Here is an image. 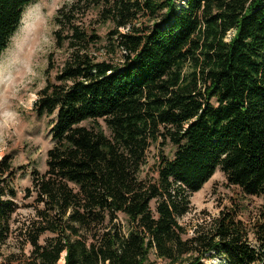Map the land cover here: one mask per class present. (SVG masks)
Returning a JSON list of instances; mask_svg holds the SVG:
<instances>
[{
	"label": "trees",
	"instance_id": "trees-1",
	"mask_svg": "<svg viewBox=\"0 0 264 264\" xmlns=\"http://www.w3.org/2000/svg\"><path fill=\"white\" fill-rule=\"evenodd\" d=\"M34 1L0 0V57ZM54 21L69 55L35 102L57 114L47 169L25 189L34 215L16 220L0 161V253L19 242L1 264H264V0H71ZM158 143L176 150L154 176ZM219 168L263 203L248 221L234 197L189 235L180 219Z\"/></svg>",
	"mask_w": 264,
	"mask_h": 264
},
{
	"label": "rangeland",
	"instance_id": "rangeland-1",
	"mask_svg": "<svg viewBox=\"0 0 264 264\" xmlns=\"http://www.w3.org/2000/svg\"><path fill=\"white\" fill-rule=\"evenodd\" d=\"M69 1L71 0H35L26 7L20 27L10 38L0 57V161L9 155L14 166V184L18 190V209L14 214L16 220H25L34 215L31 205L33 197L26 198L25 189L32 184L34 170L44 172L47 169V152L52 146L51 129L57 114L38 115L35 102L48 79L55 80L69 55L67 46H57L54 35L57 28L55 14ZM179 1L180 4L185 2ZM96 19L97 11L92 10L86 22ZM107 32L108 25L99 27L102 43L106 42ZM120 55L119 53L116 61ZM161 148L159 143L150 148L144 173L157 176L162 152L168 157L174 156L176 148L173 145H166L163 151ZM234 197L238 202L242 200L238 208L242 218L252 221L263 198L242 197L239 189L230 185L226 174L219 168L201 190L191 196V208L180 222L188 228L189 235H192L195 225L230 206ZM49 235L45 234L41 241ZM18 244L17 241H8L1 245L0 264L11 251L18 250ZM29 249L30 246H27L26 252ZM150 258L152 264L164 263L154 253ZM64 261L62 255L59 264H65ZM205 263L222 264L224 261L220 256L212 254Z\"/></svg>",
	"mask_w": 264,
	"mask_h": 264
},
{
	"label": "built area",
	"instance_id": "built-area-1",
	"mask_svg": "<svg viewBox=\"0 0 264 264\" xmlns=\"http://www.w3.org/2000/svg\"><path fill=\"white\" fill-rule=\"evenodd\" d=\"M64 263H65V261H64Z\"/></svg>",
	"mask_w": 264,
	"mask_h": 264
}]
</instances>
